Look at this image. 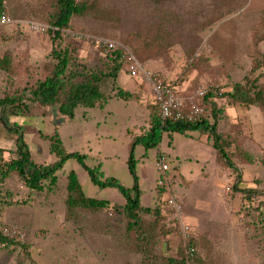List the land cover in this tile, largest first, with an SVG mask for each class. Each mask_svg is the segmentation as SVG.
I'll use <instances>...</instances> for the list:
<instances>
[{"label": "rangeland", "instance_id": "rangeland-1", "mask_svg": "<svg viewBox=\"0 0 264 264\" xmlns=\"http://www.w3.org/2000/svg\"><path fill=\"white\" fill-rule=\"evenodd\" d=\"M95 1L104 18H74L56 42L68 50L69 69L78 73L76 81L105 68L110 51L97 40L107 39L116 41L118 49L140 51L142 65L176 83L177 90L186 89L184 95L199 84L218 93L254 78L264 84V0ZM52 7L53 0H5V13L13 22L0 28V60H5V67H0V97L28 95L56 63L54 35L30 31L27 25L38 22L51 27L46 16ZM117 86L133 96H117L114 83L108 81L106 106H78L73 118L62 115L58 105L42 106L26 98L27 109L13 121L24 126L35 161L56 160L48 137L57 131L67 152L87 155L89 165L101 163L106 177L131 187L130 142L150 128L156 100L148 81L131 77L126 63ZM217 101L218 130L232 143L229 151L243 176L240 187L264 191V112L256 106H229L223 97ZM206 116L212 117L209 108ZM16 139L0 123V147L8 161L16 156L11 152ZM162 157L170 164V191L182 201L184 219L190 225L187 238L165 204L168 188L159 191L157 163ZM136 158L140 159L141 203L145 207L162 203L163 223L171 229L155 244L156 254L176 257L180 244L193 237L206 264H264L259 212L264 196L248 198L234 188L236 174L218 160L208 133H165L158 148L137 146ZM70 171L76 172L87 196L107 200L108 207L71 217L67 208ZM57 175L53 191H38L31 198L17 175L0 184V191L17 203L0 208V233L28 245L32 257L22 246H0V264H147L128 242L126 199L116 188L96 186L75 158L68 159ZM144 217L150 222L149 215Z\"/></svg>", "mask_w": 264, "mask_h": 264}, {"label": "trees", "instance_id": "trees-1", "mask_svg": "<svg viewBox=\"0 0 264 264\" xmlns=\"http://www.w3.org/2000/svg\"><path fill=\"white\" fill-rule=\"evenodd\" d=\"M5 0H0V16L4 10ZM82 16H94L104 18L100 5L95 0H53L52 10L46 16V21L50 24L53 34L52 55L56 63L50 69L45 79L40 80L35 86L29 89L28 95H8L0 97V123L7 131L16 136V147L11 150L16 155L11 160L5 159L6 150L0 147V184L8 178L17 175L24 185L29 189V198L36 192L47 189L53 191L58 182V172L64 167L70 158H75L88 172L92 182L101 189L107 187L116 188L126 199L124 205V215L127 219L125 234L132 247L143 254L147 264H206L199 255L198 241L191 237L187 242L181 243L176 257H170L155 253L154 246L159 238L170 234L171 229L166 228L163 223V204L158 203L155 207H145L141 203L142 189L139 185L138 164L140 159L136 158V147L142 145L146 150L158 148L161 145L164 134L180 133L190 135L196 131L209 134L213 140L217 158L224 165L231 168L236 174L235 189L245 193V196L262 195L264 191L255 188L240 187L243 182L242 172L236 166L233 155L229 151L232 146L231 141L224 137L218 130L219 114L218 98H225L229 106L238 104L259 107L264 112V84L258 78L247 83H236L231 90L217 92L211 89L209 94L200 100V103L211 110V118L204 116L202 120L196 122L163 120L160 116L158 106L151 114V125L143 134L135 136L129 147L128 167L134 178L131 187L125 186L115 177H106L102 165L91 166L87 163V155L79 152H67L63 146L62 139L57 131L49 136L50 150L56 155V160L48 164H38L33 158L30 145L26 140L24 126L13 121V117L23 114V109H27L25 99L39 103L42 106H56L58 111L69 118H73L78 106L88 108H104L109 101V96L104 89L108 81H112L117 89V96L130 98L133 96L129 91H125L117 86V78L124 68L125 59L123 49H116L106 54L108 59L105 68L101 71H92L84 75L82 81H76L78 73L70 71L71 58L67 49H62L56 45L57 40L62 35V30L70 28L74 18ZM137 58H142L140 51L135 50ZM0 67H5V60H0ZM188 94V93H187ZM147 155V153H146ZM171 174V171L169 172ZM174 183H177L175 179ZM68 196L67 208L71 217L77 216L83 211H97L107 208L110 204L105 199H96L85 194L76 172L68 173ZM167 190L161 187L159 191ZM15 203L8 194L0 191V208L11 206ZM259 208L262 224L264 225V203ZM145 215L151 217L150 222H146ZM0 246L11 249L13 246H22L28 258H32L28 245L16 238L7 237L0 233Z\"/></svg>", "mask_w": 264, "mask_h": 264}, {"label": "built area", "instance_id": "built-area-1", "mask_svg": "<svg viewBox=\"0 0 264 264\" xmlns=\"http://www.w3.org/2000/svg\"><path fill=\"white\" fill-rule=\"evenodd\" d=\"M12 19L3 12L0 16V28L4 25L12 23ZM30 31L46 33L52 28L38 22H30L27 24ZM97 42L104 44L107 51L118 49V43L113 40L98 39ZM123 49V58L125 59L128 73L131 77H143L151 86L152 94L156 100L160 116L163 120L196 122L202 120L206 116V106L200 103V100L206 97L211 88L199 84L189 95H184L177 90V84L167 82L162 77L152 71H148L140 62V60L127 47ZM158 171L160 178L158 184L160 187H167L169 196L165 199V204L173 211V216L180 228V233L185 238L190 234V225L184 219V207L178 195L170 190V164L166 158L162 157L158 160Z\"/></svg>", "mask_w": 264, "mask_h": 264}, {"label": "crops", "instance_id": "crops-1", "mask_svg": "<svg viewBox=\"0 0 264 264\" xmlns=\"http://www.w3.org/2000/svg\"><path fill=\"white\" fill-rule=\"evenodd\" d=\"M185 90H186V89H181V88H180V92H181L182 94H185V93H184V92H186Z\"/></svg>", "mask_w": 264, "mask_h": 264}]
</instances>
